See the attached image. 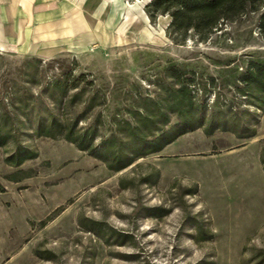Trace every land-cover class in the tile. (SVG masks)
Listing matches in <instances>:
<instances>
[{
  "label": "rangeland",
  "instance_id": "374dc122",
  "mask_svg": "<svg viewBox=\"0 0 264 264\" xmlns=\"http://www.w3.org/2000/svg\"><path fill=\"white\" fill-rule=\"evenodd\" d=\"M147 2L46 0L55 13L0 29V113L37 151L13 166L4 160L12 142L0 146V264H264V109L232 82L249 60L264 61V4L221 21L205 39L189 31L175 42L169 19L151 20ZM169 67L183 81L194 77L191 117L215 111L225 126L196 127L111 168L127 121L150 112L157 123L178 120L157 110L179 85ZM62 72L75 94L52 101L48 82ZM47 107L63 123L81 112L76 129H96L94 148L34 134ZM109 135L117 139L105 148ZM17 169L29 176L9 179ZM157 208L160 216L150 214ZM93 221L102 223L98 232L88 228Z\"/></svg>",
  "mask_w": 264,
  "mask_h": 264
},
{
  "label": "trees",
  "instance_id": "16d2710c",
  "mask_svg": "<svg viewBox=\"0 0 264 264\" xmlns=\"http://www.w3.org/2000/svg\"><path fill=\"white\" fill-rule=\"evenodd\" d=\"M264 4V0H148L145 4V12L151 20H154L156 15L166 16L170 20L166 26V35L175 42H182L188 35L189 31L199 39H205L215 28L218 27L221 21L234 20L246 10H258ZM258 28L264 35V11L258 18ZM169 75L174 78L179 85L175 88L167 90L168 103L165 109L160 110L161 114L174 112L178 116V120L169 123L165 117L161 123L155 122L153 114H137L133 125L126 122L128 126L127 141H121L118 145L110 149L113 152L115 165L111 168L118 170L129 165L134 158L143 156L150 152L161 150L166 144L172 142L179 135L202 126L206 133H211L214 126L218 123L222 127L225 126L224 118L221 121H216L217 114L215 111L205 115L204 111L197 117H191L192 93L188 85L194 79L189 77L185 81L180 79V72L175 67L168 68ZM80 76H83L82 74ZM70 72L58 73L54 75L48 82L49 94L52 101L60 100L62 97H72L75 93L69 94V87L75 86L70 81ZM233 84L241 94L248 96L252 94V99H247V102L264 109V61L249 60L245 63V67L233 81ZM240 84H239V83ZM205 90V87H203ZM57 94L55 96L54 94ZM94 97H92L93 99ZM152 102L153 98L147 99ZM102 101H97L101 103ZM154 102V101H153ZM69 102H67L68 105ZM89 103L88 106L97 104ZM87 106V107H88ZM185 106L186 108H183ZM23 104L21 108H25ZM46 119H36L33 127V132L36 135H44L50 137L63 136L65 139L74 142L80 149H93L92 140L96 134V129L88 130L87 128L79 132L76 129L78 121L82 113H77L71 121L63 123V121L55 114L53 110L47 107ZM10 115L5 110L0 113V146L11 141L13 147L11 151L4 157L6 163L18 166L26 159L37 156V151L31 149L18 141L16 130ZM8 120L9 126H8ZM12 121V122H11ZM147 121H151L150 124ZM144 126L146 131L140 132L138 128ZM244 125L240 124V128ZM253 131L240 133L238 136L250 137L253 136ZM117 139L116 135H109L101 139V145L109 147L111 142ZM109 150V148H108ZM21 175H10L11 180H20L25 176H29V170L17 169ZM154 216H160L163 210L160 208L155 211H149ZM102 227L99 221H93V225L89 226V230L98 232Z\"/></svg>",
  "mask_w": 264,
  "mask_h": 264
},
{
  "label": "crops",
  "instance_id": "0c3cea01",
  "mask_svg": "<svg viewBox=\"0 0 264 264\" xmlns=\"http://www.w3.org/2000/svg\"><path fill=\"white\" fill-rule=\"evenodd\" d=\"M45 4L46 0H0V29L26 27L24 20L37 21L43 19L46 12H56V7Z\"/></svg>",
  "mask_w": 264,
  "mask_h": 264
},
{
  "label": "water",
  "instance_id": "95a60500",
  "mask_svg": "<svg viewBox=\"0 0 264 264\" xmlns=\"http://www.w3.org/2000/svg\"><path fill=\"white\" fill-rule=\"evenodd\" d=\"M169 20H170V17H169Z\"/></svg>",
  "mask_w": 264,
  "mask_h": 264
}]
</instances>
